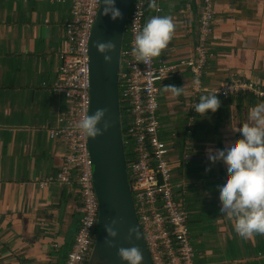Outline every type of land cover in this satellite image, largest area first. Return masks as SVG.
<instances>
[{"label": "crops", "instance_id": "0c3cea01", "mask_svg": "<svg viewBox=\"0 0 264 264\" xmlns=\"http://www.w3.org/2000/svg\"><path fill=\"white\" fill-rule=\"evenodd\" d=\"M162 5L161 16L171 15L176 30L161 56L177 63L194 52L203 0H162ZM215 8L206 87L228 79L264 85V0H215ZM70 16V0H0V264H63L80 225L76 183L39 186L57 173L67 152L65 141L52 139L49 128L58 124L66 107L65 97L52 86ZM168 85L184 87L183 94L165 93ZM192 90L190 71L177 67L159 83L158 116L175 178L185 183L182 199L196 262L264 264V235L241 238L220 213L217 186L226 182V166L212 165L207 157L209 146L223 149L239 138L236 129L248 122L250 109L260 100L253 104L235 98L222 114L196 116L191 113ZM212 118L216 120L209 125Z\"/></svg>", "mask_w": 264, "mask_h": 264}, {"label": "built area", "instance_id": "2783aa9c", "mask_svg": "<svg viewBox=\"0 0 264 264\" xmlns=\"http://www.w3.org/2000/svg\"><path fill=\"white\" fill-rule=\"evenodd\" d=\"M63 1V0H54ZM71 16L65 21L64 38L58 47L59 69L52 89L63 95L65 109L58 115V124L49 128L52 139H63L67 152L56 174L39 181L47 188L52 184L72 185L80 189L82 216L74 243L63 264H87L95 243L99 219V198L93 181V160L89 137L75 127L91 106L90 39L101 0H70ZM141 4L137 15V3ZM149 0H131L120 71V98L126 115L124 132L128 173L136 211L147 247L154 264H198L191 241L189 211L182 195L185 183L174 175L170 149L160 136L158 116L159 83L177 67L188 68L192 75L191 113L199 103L198 94L208 90L218 96L252 92L264 97V85L250 80L228 79L208 88L204 83L209 56V40L215 31V0H203L199 18V33L194 52L177 63L162 56L149 65L138 63L132 53L134 33L148 18L161 15L162 0H157L160 12L148 14ZM197 81L199 82L197 84Z\"/></svg>", "mask_w": 264, "mask_h": 264}, {"label": "clouds", "instance_id": "9594fccd", "mask_svg": "<svg viewBox=\"0 0 264 264\" xmlns=\"http://www.w3.org/2000/svg\"><path fill=\"white\" fill-rule=\"evenodd\" d=\"M104 14L113 21L123 19V13L116 7V0H104ZM141 4L137 3V15L140 14ZM150 10L160 12L157 0H149ZM176 24L171 15H155L147 19L142 28L134 33L132 53L138 63L149 65L154 58L161 56L168 48L175 35ZM96 48L104 55L106 63H111L115 52L114 41H97ZM199 82L197 81V84ZM163 91L174 97L184 92V87L175 85L163 86ZM222 106L218 94L210 93L200 96L199 103L194 105L195 112L207 115L209 111L215 113ZM107 108H100L92 115H84L76 124L79 132L95 139L102 136L113 127V122L106 120ZM103 124V128L99 125ZM239 138L225 144L223 149L209 146L207 157L212 165L223 163L226 166L227 179L223 185L217 186L220 193V213L233 222L238 236L252 239L255 235H264V100L258 101L249 111L248 122L236 129ZM211 167L206 168V172ZM112 225H106L107 236L104 243L115 247L113 240L118 232ZM133 236L139 240L140 233L135 228L129 229V239ZM118 257L127 264H142L143 253L138 246L130 248L120 247Z\"/></svg>", "mask_w": 264, "mask_h": 264}, {"label": "water", "instance_id": "95a60500", "mask_svg": "<svg viewBox=\"0 0 264 264\" xmlns=\"http://www.w3.org/2000/svg\"><path fill=\"white\" fill-rule=\"evenodd\" d=\"M131 0H116V7L123 13V19L113 21L104 14L105 2L96 17L90 39V77L91 106L89 115L97 109L107 108L106 120L113 122L107 132L95 139L89 137V147L93 160V181L99 198V219L93 250L87 264H127L122 261L117 250L120 247L138 246L143 253L142 264H154L142 231L136 211L128 173L127 149L124 141L123 116L120 98V71L122 49L125 40L126 26ZM199 33V20L197 36ZM97 41H114L115 52L111 63H106L104 55L96 48ZM103 128V124L99 125ZM118 236L113 240L115 247L109 248L105 239V226L112 225ZM135 227L140 239L135 236L129 239V229Z\"/></svg>", "mask_w": 264, "mask_h": 264}, {"label": "trees", "instance_id": "16d2710c", "mask_svg": "<svg viewBox=\"0 0 264 264\" xmlns=\"http://www.w3.org/2000/svg\"><path fill=\"white\" fill-rule=\"evenodd\" d=\"M151 11H150V9H148V14L150 15L151 13H150ZM247 96V97H246ZM218 98L222 101V106L216 111V112H219V113H223L224 111H225V106L226 105H229L232 101H234V99L235 98H238V100L239 99H244V98H249L252 102H253V104H254V102L256 101V100H264V97H259V96H257V95H255L254 93H252V92H241V93H239V94H236V95H229V96H227V97H225V96H218ZM215 112V113H216ZM192 114H194V115H196V116H200V114H198V113H196V112H194V113H192ZM209 114L211 115V116H213L214 115V113H212L211 111H209ZM214 118V117H213ZM209 119V125H211V123L213 122V121H215L216 120V118H215V120L214 119ZM212 124H214V123H212ZM211 127H213V126H211ZM123 129H124V132H126L127 131V124H126V115H125V112H123ZM127 153H128V155H130V153H131V150H130V148H128L127 147Z\"/></svg>", "mask_w": 264, "mask_h": 264}, {"label": "rangeland", "instance_id": "374dc122", "mask_svg": "<svg viewBox=\"0 0 264 264\" xmlns=\"http://www.w3.org/2000/svg\"><path fill=\"white\" fill-rule=\"evenodd\" d=\"M127 156H128V153H127ZM202 173H203V175H205V174H208L209 172H206V169H203ZM208 205L210 206V203H208ZM208 205H207V207H209ZM203 206H206V205H203Z\"/></svg>", "mask_w": 264, "mask_h": 264}]
</instances>
